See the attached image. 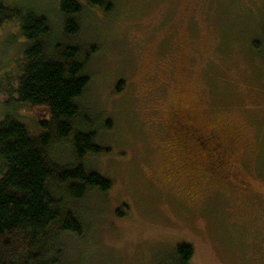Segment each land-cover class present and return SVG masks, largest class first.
Instances as JSON below:
<instances>
[{
	"label": "rangeland",
	"instance_id": "rangeland-1",
	"mask_svg": "<svg viewBox=\"0 0 264 264\" xmlns=\"http://www.w3.org/2000/svg\"><path fill=\"white\" fill-rule=\"evenodd\" d=\"M78 1V33L64 38L60 0H8L81 49L89 83L75 127L93 128L102 150L84 165L111 181L67 202L81 233L57 239V262L176 264L187 243L188 264H264V0H111L110 14ZM16 34V23L0 29V73L19 53ZM175 105L237 147L236 179L186 167L181 145L153 123ZM19 114L38 134L43 109ZM68 148L53 144L50 155L70 164Z\"/></svg>",
	"mask_w": 264,
	"mask_h": 264
},
{
	"label": "trees",
	"instance_id": "trees-1",
	"mask_svg": "<svg viewBox=\"0 0 264 264\" xmlns=\"http://www.w3.org/2000/svg\"><path fill=\"white\" fill-rule=\"evenodd\" d=\"M86 5L104 14L114 8L111 0H86ZM59 7L64 38L74 37L84 7L78 0H60ZM8 23H16L19 53L14 65L0 73L5 111L0 119V264H59L53 248L57 239L81 233L67 202L90 190L106 193L111 181L84 165L86 156L102 150L93 128L75 127L81 117L77 100L89 83L81 49L54 38L49 19L37 9L0 0V29ZM38 107L44 114L34 134L19 112ZM64 142L72 162L61 165L50 148ZM176 253V264H188L193 254L187 243L178 244Z\"/></svg>",
	"mask_w": 264,
	"mask_h": 264
},
{
	"label": "flooded vegetation",
	"instance_id": "flooded-vegetation-1",
	"mask_svg": "<svg viewBox=\"0 0 264 264\" xmlns=\"http://www.w3.org/2000/svg\"><path fill=\"white\" fill-rule=\"evenodd\" d=\"M169 115V120L166 122L156 115L153 123L160 124L169 139L181 145V152L185 156L183 163L187 168H189L188 165L193 167L195 162L201 169L202 179L205 174L213 178H224L226 181L232 177L236 179L239 168L236 146L235 149L225 141L226 138L222 139L218 129L207 128L206 124L199 126L193 112L182 108L181 105L171 107ZM185 176L189 177L188 185L193 187L196 179H192L193 176L188 175V171Z\"/></svg>",
	"mask_w": 264,
	"mask_h": 264
}]
</instances>
